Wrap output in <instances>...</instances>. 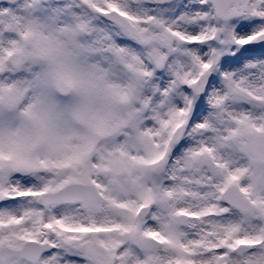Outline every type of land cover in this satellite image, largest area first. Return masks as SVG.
I'll return each instance as SVG.
<instances>
[{
	"label": "snow or ice",
	"instance_id": "snow-or-ice-1",
	"mask_svg": "<svg viewBox=\"0 0 264 264\" xmlns=\"http://www.w3.org/2000/svg\"><path fill=\"white\" fill-rule=\"evenodd\" d=\"M0 264H264V0H0Z\"/></svg>",
	"mask_w": 264,
	"mask_h": 264
}]
</instances>
